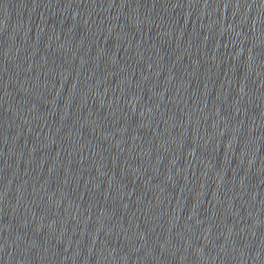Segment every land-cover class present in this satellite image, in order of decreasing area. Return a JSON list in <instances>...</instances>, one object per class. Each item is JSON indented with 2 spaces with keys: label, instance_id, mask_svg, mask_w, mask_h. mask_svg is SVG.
Returning a JSON list of instances; mask_svg holds the SVG:
<instances>
[{
  "label": "water",
  "instance_id": "water-1",
  "mask_svg": "<svg viewBox=\"0 0 264 264\" xmlns=\"http://www.w3.org/2000/svg\"><path fill=\"white\" fill-rule=\"evenodd\" d=\"M0 171L67 264H264V0H0Z\"/></svg>",
  "mask_w": 264,
  "mask_h": 264
}]
</instances>
